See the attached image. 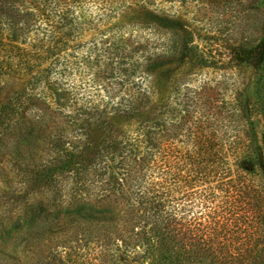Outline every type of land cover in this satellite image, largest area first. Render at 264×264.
Segmentation results:
<instances>
[{
    "label": "trees",
    "instance_id": "obj_1",
    "mask_svg": "<svg viewBox=\"0 0 264 264\" xmlns=\"http://www.w3.org/2000/svg\"><path fill=\"white\" fill-rule=\"evenodd\" d=\"M191 9L0 0V264H177L213 239L225 262L263 219L239 130L176 78L203 61ZM236 57L263 62L264 40ZM201 196L207 223L189 218Z\"/></svg>",
    "mask_w": 264,
    "mask_h": 264
},
{
    "label": "rangeland",
    "instance_id": "obj_2",
    "mask_svg": "<svg viewBox=\"0 0 264 264\" xmlns=\"http://www.w3.org/2000/svg\"><path fill=\"white\" fill-rule=\"evenodd\" d=\"M189 1L192 9L187 24L193 34L189 44L197 46L203 61L199 66L189 62L185 69L176 72V78L183 79L182 92L202 87L201 91L214 97L216 106L223 111L228 128L239 130L244 142L242 150L255 159L253 178L261 190L263 219L259 224L249 223L252 226H246L245 231L230 232L227 246L221 251L225 262L219 257L221 243L213 239L212 247L177 264H264V61H240L236 57L238 50L252 49L264 40V0ZM192 53L193 49L189 55ZM16 88L13 84L8 92ZM248 167L251 169V165ZM214 206L215 203L203 201V196L199 202L189 200L190 220L197 214L201 222L207 223L209 218L205 215L213 212ZM188 237L191 242V233ZM215 249L218 257H214Z\"/></svg>",
    "mask_w": 264,
    "mask_h": 264
}]
</instances>
